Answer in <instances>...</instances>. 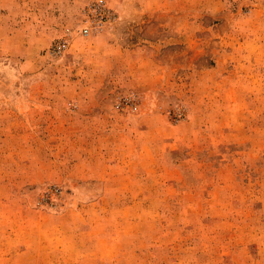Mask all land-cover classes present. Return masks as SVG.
I'll list each match as a JSON object with an SVG mask.
<instances>
[{
  "label": "rangeland",
  "instance_id": "obj_1",
  "mask_svg": "<svg viewBox=\"0 0 264 264\" xmlns=\"http://www.w3.org/2000/svg\"><path fill=\"white\" fill-rule=\"evenodd\" d=\"M0 264H264V0H0Z\"/></svg>",
  "mask_w": 264,
  "mask_h": 264
},
{
  "label": "built area",
  "instance_id": "obj_2",
  "mask_svg": "<svg viewBox=\"0 0 264 264\" xmlns=\"http://www.w3.org/2000/svg\"><path fill=\"white\" fill-rule=\"evenodd\" d=\"M88 16L94 19L93 27L94 28H102L110 19V12L108 11V7H106L104 2L93 3L89 7ZM92 28V27H91ZM90 27L85 28V32H89ZM67 47V42L61 41L55 45L53 52L55 54H60Z\"/></svg>",
  "mask_w": 264,
  "mask_h": 264
},
{
  "label": "crops",
  "instance_id": "obj_3",
  "mask_svg": "<svg viewBox=\"0 0 264 264\" xmlns=\"http://www.w3.org/2000/svg\"><path fill=\"white\" fill-rule=\"evenodd\" d=\"M24 116L35 117V110L23 112Z\"/></svg>",
  "mask_w": 264,
  "mask_h": 264
}]
</instances>
